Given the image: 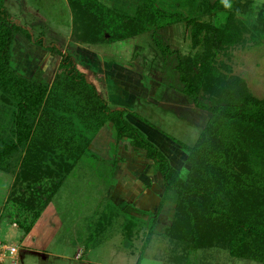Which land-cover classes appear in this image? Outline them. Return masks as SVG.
Segmentation results:
<instances>
[{
  "label": "rangeland",
  "instance_id": "374dc122",
  "mask_svg": "<svg viewBox=\"0 0 264 264\" xmlns=\"http://www.w3.org/2000/svg\"><path fill=\"white\" fill-rule=\"evenodd\" d=\"M3 1L11 18L28 28L33 39L42 36L46 44L70 53L103 98L111 103L108 98L113 95L121 102L111 106L124 108L127 119L145 125L144 130L138 128L182 181H188L190 162H201L199 153L190 156V147L199 137L206 140L210 114L183 94L176 68L180 59L198 83L201 102L238 101L243 89L264 98V30L258 31L264 0H154L162 10L219 26L231 14L246 28L244 42L216 53L203 42L193 45L185 22L164 24L154 34L144 0ZM154 37L177 53L164 56ZM10 52V64L18 74L48 86L57 78L61 56L21 31ZM0 117L1 129L10 114L0 112ZM114 135L109 123L27 232L22 227L29 225V213L23 220L20 205L7 203L20 175L22 153L9 156L0 168V243L16 246L17 253L15 258L1 257L0 251V264H262L233 257L215 242L194 250L189 241L173 238V223L190 233L185 220L176 216L177 191L166 193L159 167L144 149ZM195 178L194 184L204 181L197 173ZM47 181L50 187L53 181ZM21 185L30 190L26 181ZM231 193L240 218L247 219L264 204L261 197L255 199L257 191Z\"/></svg>",
  "mask_w": 264,
  "mask_h": 264
},
{
  "label": "trees",
  "instance_id": "16d2710c",
  "mask_svg": "<svg viewBox=\"0 0 264 264\" xmlns=\"http://www.w3.org/2000/svg\"><path fill=\"white\" fill-rule=\"evenodd\" d=\"M144 3L154 34L164 24L185 22L192 30L193 45L203 42L213 53L244 42L246 28L231 14L219 26L162 10L154 0ZM258 13L261 31L264 7ZM20 31L33 43L61 56L57 78L50 86L18 74L11 66V45ZM154 42L164 56L177 53L157 37ZM176 68L183 94L210 114L204 133L206 140L201 142L199 137L190 147V156L199 153L201 162L198 165L194 160L190 162L188 181L177 177L178 171L163 152L124 116V108L111 106L101 96L77 69L70 53L53 43L46 44L42 36L33 39L29 29L15 22L0 0V112L10 114V120L0 129V168L9 156L22 153L20 175L15 177L7 203L17 202L23 215L29 213L30 223L22 227L26 232L67 174L84 154L91 152V143L98 132L111 123L116 140L129 139L133 147L144 149L146 157L159 167L166 193L177 191L176 216L185 220L190 233L173 223L170 226L173 238L189 241L192 245L189 248L194 250L215 242L227 248L233 257L264 264V204L244 219L235 213L231 200L233 190H253L258 194L255 199L261 197L264 203V98L243 89L238 101L201 102L198 83L190 77L181 59ZM196 173L204 180L202 184H194ZM50 178L51 188L46 185ZM25 181L30 188L28 192L22 189ZM21 189L23 196L17 194Z\"/></svg>",
  "mask_w": 264,
  "mask_h": 264
},
{
  "label": "crops",
  "instance_id": "0c3cea01",
  "mask_svg": "<svg viewBox=\"0 0 264 264\" xmlns=\"http://www.w3.org/2000/svg\"><path fill=\"white\" fill-rule=\"evenodd\" d=\"M134 82H136V80H134ZM110 94H111V93H110ZM112 96H113V95H111L110 98H108V99H110V102H111V103H114V104H119V103H121V102H120L119 100H117L116 98H113L114 96H113V97H112ZM108 101H109V100H108ZM111 103H110V104H111ZM133 119H134V118H133ZM128 120H129L131 123H134V124H135L137 127H139L140 129H142V130L146 129V128H145V125H144V127H143L142 124H141V122H137V120H133V121H132L130 118H128ZM136 122H137V123H136ZM106 126H107V125H106ZM106 126H104V127H106ZM104 127L98 132V134H97L96 137L94 138V140H93V142H92V144H91V147H92V146H96L95 144L97 143V140H98L97 137L100 136V135L102 134V130L104 129ZM113 133H114V131H113ZM114 134H115V133H114ZM114 137H115V135H114ZM109 142H110V141H109ZM109 142H108V143H109ZM91 149H92V148H91ZM93 150H94V149H93ZM44 213H45V211H43V214H44ZM39 217H40V216H39ZM27 235H28V233H27ZM15 257H16V256H15ZM15 257H14V258H15ZM11 258H12V256H11ZM13 260H14V259H13ZM16 260L18 261V260H21V259L16 258ZM16 260H15V261H16Z\"/></svg>",
  "mask_w": 264,
  "mask_h": 264
},
{
  "label": "built area",
  "instance_id": "2783aa9c",
  "mask_svg": "<svg viewBox=\"0 0 264 264\" xmlns=\"http://www.w3.org/2000/svg\"><path fill=\"white\" fill-rule=\"evenodd\" d=\"M0 251L2 252L1 257L5 256L6 254H9L12 257H14L15 254L17 253V248L16 246H13V245H7V244L3 245L0 243Z\"/></svg>",
  "mask_w": 264,
  "mask_h": 264
}]
</instances>
